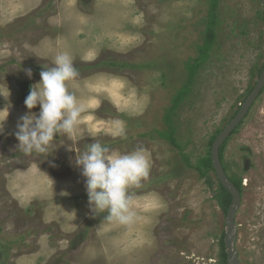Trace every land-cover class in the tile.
Instances as JSON below:
<instances>
[{
  "label": "rangeland",
  "instance_id": "obj_1",
  "mask_svg": "<svg viewBox=\"0 0 264 264\" xmlns=\"http://www.w3.org/2000/svg\"><path fill=\"white\" fill-rule=\"evenodd\" d=\"M61 53L90 106L75 135L26 156L25 98ZM263 70L260 0H0V264H231L230 239L240 264H264V89L220 150L241 183L233 236L213 162ZM97 141L148 152L131 227L89 211L75 156Z\"/></svg>",
  "mask_w": 264,
  "mask_h": 264
},
{
  "label": "clouds",
  "instance_id": "obj_2",
  "mask_svg": "<svg viewBox=\"0 0 264 264\" xmlns=\"http://www.w3.org/2000/svg\"><path fill=\"white\" fill-rule=\"evenodd\" d=\"M43 69L40 81L31 86L25 98L29 111L20 117L15 133L17 149L26 156L46 154L56 136L75 135L82 123V114L90 106L69 90V82L78 76V71L67 53L56 55L52 66L44 65ZM26 74L31 78L30 69ZM38 105L39 113H33L31 110ZM3 111L8 112V108ZM2 130L3 124H0ZM114 135H124L119 122ZM76 153L75 165L85 178L89 211L94 215L107 211L104 221L131 227L139 219L135 211L138 197L133 189L141 188L150 175L147 150L141 147L120 153L97 141Z\"/></svg>",
  "mask_w": 264,
  "mask_h": 264
},
{
  "label": "water",
  "instance_id": "obj_3",
  "mask_svg": "<svg viewBox=\"0 0 264 264\" xmlns=\"http://www.w3.org/2000/svg\"><path fill=\"white\" fill-rule=\"evenodd\" d=\"M261 4L264 7V0H260ZM264 89V70L260 77L258 84L256 85L255 89L252 91L246 102L244 103L243 107L240 109L237 116L231 121V123L224 129V131L217 137L213 145V162L215 166V171L219 181L225 186L230 193L232 194V205L228 212V221L230 222L228 233L230 236H233L236 232V214L238 209L242 205V194L240 190L236 187V185L230 181L224 165L221 159V147L222 145L231 137L233 132L239 127L242 121L246 118L247 114L249 113L250 108L262 93ZM228 247V254L231 258V264H240V260L238 255L236 254L235 249L233 248V239L227 241Z\"/></svg>",
  "mask_w": 264,
  "mask_h": 264
},
{
  "label": "trees",
  "instance_id": "obj_4",
  "mask_svg": "<svg viewBox=\"0 0 264 264\" xmlns=\"http://www.w3.org/2000/svg\"><path fill=\"white\" fill-rule=\"evenodd\" d=\"M234 184L241 191V183L238 181H235ZM231 201H232V196L229 194V204L231 203Z\"/></svg>",
  "mask_w": 264,
  "mask_h": 264
}]
</instances>
